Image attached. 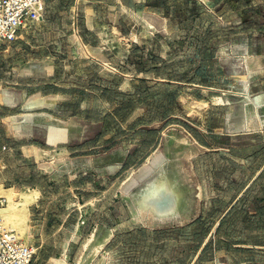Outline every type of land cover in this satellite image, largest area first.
<instances>
[{"label":"rangeland","instance_id":"obj_1","mask_svg":"<svg viewBox=\"0 0 264 264\" xmlns=\"http://www.w3.org/2000/svg\"><path fill=\"white\" fill-rule=\"evenodd\" d=\"M22 31L60 95L39 189L0 179L32 264H264V0H51Z\"/></svg>","mask_w":264,"mask_h":264},{"label":"crops","instance_id":"obj_2","mask_svg":"<svg viewBox=\"0 0 264 264\" xmlns=\"http://www.w3.org/2000/svg\"><path fill=\"white\" fill-rule=\"evenodd\" d=\"M23 39L21 31L15 41L0 49V144L8 147L0 155L12 160L10 168L1 165L0 179L7 190L17 189V183H23L19 191L28 195L39 189L38 170L41 180L43 176L38 159L42 146L37 137H42L45 116L54 117L57 113L60 95L44 92L47 83L43 62L31 56L32 48L24 45ZM51 125L54 127V123ZM8 170L10 175L5 177ZM30 170L35 172L36 182L29 175Z\"/></svg>","mask_w":264,"mask_h":264},{"label":"built area","instance_id":"obj_3","mask_svg":"<svg viewBox=\"0 0 264 264\" xmlns=\"http://www.w3.org/2000/svg\"><path fill=\"white\" fill-rule=\"evenodd\" d=\"M50 1L0 0V49L15 41L24 28L43 19ZM6 150L8 147L0 144V153ZM36 251L34 245L24 243L13 230L0 227V264H32Z\"/></svg>","mask_w":264,"mask_h":264},{"label":"bare ground","instance_id":"obj_4","mask_svg":"<svg viewBox=\"0 0 264 264\" xmlns=\"http://www.w3.org/2000/svg\"><path fill=\"white\" fill-rule=\"evenodd\" d=\"M247 59H248V58H247ZM245 60H246V58H245ZM245 60H244V62H245ZM246 61H249V60H246ZM248 63H249V62H247V65H249ZM244 66H245V65H244ZM248 67H249V66H248ZM246 68H247V67H246ZM247 69H248V68H247ZM242 75H243V74H242ZM244 82H245V81H244ZM246 82H247V81H246ZM247 86H248V85H247ZM248 95H249V94H248ZM42 127H43V126H42ZM153 186H154V185L152 184V185H151V188H152ZM149 212H150V211H149Z\"/></svg>","mask_w":264,"mask_h":264}]
</instances>
